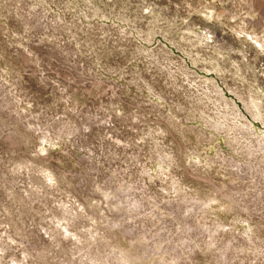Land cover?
<instances>
[{
    "label": "rangeland",
    "instance_id": "1",
    "mask_svg": "<svg viewBox=\"0 0 264 264\" xmlns=\"http://www.w3.org/2000/svg\"><path fill=\"white\" fill-rule=\"evenodd\" d=\"M0 0V264H264V0Z\"/></svg>",
    "mask_w": 264,
    "mask_h": 264
},
{
    "label": "bare ground",
    "instance_id": "2",
    "mask_svg": "<svg viewBox=\"0 0 264 264\" xmlns=\"http://www.w3.org/2000/svg\"><path fill=\"white\" fill-rule=\"evenodd\" d=\"M261 1L260 0H256V6L258 7L259 5H261L262 4V2H261V4H259ZM260 7V6H259Z\"/></svg>",
    "mask_w": 264,
    "mask_h": 264
}]
</instances>
